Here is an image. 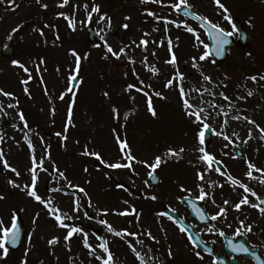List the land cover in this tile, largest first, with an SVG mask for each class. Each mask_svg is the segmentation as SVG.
Masks as SVG:
<instances>
[{
    "label": "rangeland",
    "instance_id": "rangeland-1",
    "mask_svg": "<svg viewBox=\"0 0 264 264\" xmlns=\"http://www.w3.org/2000/svg\"><path fill=\"white\" fill-rule=\"evenodd\" d=\"M227 1L226 6L233 20L243 21L252 34L248 54L237 56L236 60L232 54L228 60V63L235 65L236 62L242 67V70L232 69L230 78L234 79L227 81L219 69L210 66L211 77L216 83L213 90L224 93L225 88H232L231 93L227 94L231 98V105L229 101L222 102L221 112V107L217 110L211 107L216 100L205 104L196 96L191 98V102L212 113L208 123L217 128V133L214 146L207 147L208 152L214 154L216 159L229 158V142L238 145L248 143L251 147L249 159L254 161L264 153V132L261 131L264 129V80L259 79L264 76V0ZM61 3L62 0H34L31 3L15 0L13 5L9 0H0V89L13 94L8 97L0 93V105H3V111H0V135L3 136L0 149L4 153L0 159V195L5 197L0 200V218L10 226L15 210L26 231L22 247L17 252L9 250L8 256L0 259V264H21L25 259L27 264H101L89 255L90 250L84 246L82 233L74 234L70 241H66L64 237L68 229L58 226L45 205L9 183L10 180L21 186L31 183L29 169L34 167L33 156L38 173V194L51 200L52 205L59 207L63 213L74 217L65 222L82 227L97 254H102L99 249V234L102 233L113 253L114 264H139L130 247L137 237L115 236L107 231L106 225L99 223L107 220L116 230L126 229L128 233L138 234L143 244H135V247L148 260V264H188L183 262V253L177 254L173 250L171 235L167 230L169 227H166L168 220L158 217L157 213L163 212L165 206H176L179 203L177 196L191 194L194 190L198 192V186H202L208 196L222 195L224 191L233 189L225 185L214 168L211 172H205L206 166L199 160L202 153L197 151L200 145L196 134L201 126L193 122L194 117L185 114L178 79L173 87H165L169 78L161 74L164 71L160 66L164 65V61L157 53L155 45L158 39L152 36V28L149 27V35L143 37L149 41L146 66L141 64L144 46L140 45V36L131 39L135 44L131 45L130 50L126 48L124 30L120 32L118 44L111 40L115 26L123 28L124 24H128L132 31H137V27L142 25L140 21L144 6L140 5L139 0H69L63 7ZM45 4L47 8L42 6ZM94 4L100 6V12L91 13L89 20ZM161 4L155 13L163 17L167 8ZM189 5L201 15L224 25L223 15L214 0H189ZM60 13L66 15L61 16ZM105 14L110 21L100 19ZM70 20L75 22V31L70 27ZM155 21L150 20L149 23L155 24ZM180 21L183 20L177 17V22ZM87 22L96 28L99 43L89 42ZM158 25L160 29L157 33H160L165 24ZM181 27L178 35L183 30ZM105 41L117 52L124 48L125 53L119 58L112 56L107 52ZM184 41L189 44L188 38ZM7 45L15 49L11 57L2 55V49ZM73 49L81 57L87 58L81 60L77 75L80 79L78 89L69 92V76L75 74V57L71 54ZM179 52L182 58L178 60L175 73L178 70L183 74L182 83L186 92L191 89L192 83L203 90L206 84L199 77L202 71L193 67V57L196 55L183 48ZM250 52H253L258 64L251 63L253 58ZM197 54L195 63L199 69L207 67L210 62L207 59L200 61L203 53ZM13 60H19L29 72L13 65ZM153 69H158V73L154 74ZM252 76L257 79L253 81L250 79ZM25 80L27 84L23 83ZM222 82L229 87L222 86ZM130 84L136 87L129 89ZM138 88L150 95L158 91L166 97L152 96L157 116L153 117L148 111L147 97L142 91H137ZM249 91L252 92L251 96L248 95ZM61 95L63 99H60ZM9 104L14 107H8ZM114 107L118 109V116L113 112ZM20 112L24 113L27 128L19 119ZM235 116L240 118L233 119ZM250 121H255V124ZM25 135L31 139L32 148ZM117 137H120V141H127L132 155L136 157V161L131 162V168L112 169L94 156L85 155L86 151L98 152L108 163H127L124 159L126 152L121 151ZM181 147L185 151L179 159L166 157L167 162L156 170L155 173L161 177L160 184L157 187L149 184L148 172L151 169L138 161L152 163L155 156H163L169 148L179 150ZM43 158H46L47 171L41 168ZM3 159H7L20 172V176L5 169ZM59 172H63L67 179H62ZM198 172H204L203 181L198 178ZM70 184L78 187H71ZM118 184L124 187H117ZM181 186L190 191H181ZM81 187L87 195L79 191ZM70 190L75 194H70ZM151 195H156L158 199H150ZM74 201L79 203L78 212L74 211ZM105 209L106 215L102 212ZM132 209H135L134 213ZM87 210L91 213L90 217L84 215ZM125 210L131 214H118ZM149 230L159 243L145 234ZM53 237H59V242L50 245L49 240ZM169 247L173 253L171 257L168 256ZM150 256L153 259L149 260Z\"/></svg>",
    "mask_w": 264,
    "mask_h": 264
},
{
    "label": "flooded vegetation",
    "instance_id": "flooded-vegetation-1",
    "mask_svg": "<svg viewBox=\"0 0 264 264\" xmlns=\"http://www.w3.org/2000/svg\"><path fill=\"white\" fill-rule=\"evenodd\" d=\"M139 2L140 5L144 6L141 12L142 20L140 21L142 22V25H139V27H137V31L135 32L132 31V27L129 26L127 29H121V31L124 30L126 32V48L127 50H130L131 45L135 44L134 42H131V39L135 36H140L141 39H145L143 37L147 36H145L144 34L147 33V29L151 27L152 29L150 32L153 33L152 36L158 39V43L155 45L157 47V53L159 57H161V60L164 61V65L160 66L161 70L164 71V73L162 72L161 74H163L164 78L168 77L170 80L173 76L176 75L175 71L178 67V60L180 58L179 49L183 48L184 50H188L194 54H197L198 52L203 53L207 51L208 48L205 49L203 45L200 44V40H203L204 43L210 45L209 37L207 36L208 34L203 31L199 25L190 22L187 17L180 14V12L174 11V9L171 8L170 4L177 2V0H163V4L161 5L165 6V8L167 9L165 15L161 18H167L168 20L177 21V17H179L183 21H187L188 25L194 26L196 28L197 32L199 33V39H197V36L193 33L186 34L185 32H181V35H178L179 28L173 24H168L167 28H165V26L163 25L161 32L157 33L159 32V30L155 29H160V26L158 24H165L164 19L157 20L153 16H149L147 12L158 11L160 3H142L141 0H139ZM222 2L225 5H228L227 0H222ZM148 7H152V9ZM190 9L191 11L193 10L192 7ZM173 12L175 15L173 14ZM222 19L224 20V25H222V27H224L228 31H232L231 25L228 23V21L224 18ZM150 20H156V23L150 24ZM233 21L237 25V28L241 27V29H238V32L234 36H232V43L230 44L231 47H229V45H225V51L227 50V48H230L227 51V57L220 63L213 62L214 60L208 58V60L211 61L210 64H208V66L204 67L203 69H199V71H202L201 73H203L204 75L211 76L210 66H212L219 69L222 72L221 74L227 78V81H231V79H234V77L230 78L232 69L242 70V67L236 62L234 65L228 63V60L231 59L232 54H234L233 57H235V60L237 56L241 57V55L248 54L249 46H247L246 48H243L241 46L242 44H244V41L241 40L240 31H245L246 34H248V42L250 41V43V38H252V34L251 30H249L247 25L240 26L241 20ZM154 33L157 34L154 35ZM169 38L172 41L171 51L169 50L168 45ZM185 38H188L189 44L185 43ZM119 41L120 35L118 42ZM161 41H163L162 44ZM173 53L176 56V63H166L171 59ZM147 54V48L143 47V60L141 63L142 66H146L149 61V59L147 58ZM249 54L250 56L252 55L253 58V52H250ZM256 61L258 62V60H256L255 58L251 59V63L253 62L254 64H258ZM262 65H264L263 62ZM201 73L199 74V77L201 78V81L206 84L203 89L208 88L212 92L217 93V95L213 96L208 93H204L203 90H201L200 93H197L193 90L196 88L194 83L191 84V89L187 92H190L191 98H195L197 96L205 104H210L211 102H213V100H216L217 107L214 110H217L221 107V103L225 100H223V98L218 95L219 92H215L213 90V88L216 87L214 79H212L211 82L205 81ZM195 82L198 83L197 80ZM220 84L222 86L229 87L228 84H225L224 82ZM231 89L232 88H225L224 93L226 95L228 93H231ZM228 121L229 120H227V122ZM211 128L214 131L213 139H215L217 128L212 125ZM203 146H205V149L208 151L207 147L214 146V143H205ZM228 147L230 148L229 158H219L220 163L224 168L223 171L225 172V174H221L222 172H217L216 170L215 171L218 177L225 183V185H228V187L232 188L233 190H226L222 193V195L206 196L204 200L197 199L200 194V190L198 192L194 190L191 194L185 196H177L176 201L179 203L176 206L171 207L172 210L178 215V217L182 221H184L192 237L194 239L196 237H200L204 242L200 243L199 241H197V244L195 245V251H200L201 255L203 256V259H200L195 255V251L193 250L194 246L189 241L188 235L181 232L177 224L173 221L167 223L166 227H169L167 228V230L169 231V235H171L172 245L174 247L173 250L177 251V254L183 253V262L186 261L188 264H214V262L215 264H264V213H262L259 208L250 206V204H241L239 210L234 207L237 203L241 201L242 197H244L245 195L248 196V199L251 204H259L260 207H264V205L262 204L261 200H257V198L252 196L250 193H245L243 188L239 187L238 185H233L229 180V176L233 178H238L249 188L254 190L257 195L261 197V199H264V182H262L264 181V171L257 172L253 170L254 178H249L246 176V173L249 171V163L254 164L258 169L264 170V153L259 154L256 159L252 161L249 159L251 147L248 143L240 145L229 143ZM238 148L241 150V152H238V150H236ZM195 193H197V195ZM186 197L199 201L200 205L203 208L204 214L206 217H208V219L202 220L199 214H196V210H193L196 207L190 208L189 206H187L183 202V199ZM224 201H228V203L225 204ZM221 208L226 210V215L221 216L218 220H212L210 218L211 215L218 213ZM241 221L244 222L243 225H241ZM229 225H231V227H229ZM249 225H251L252 227V230L250 232L247 231V227ZM209 227H212L214 231L208 232L207 229ZM237 230L240 233L247 234L238 236L235 234ZM221 231L224 232L223 236L219 234ZM230 241L234 244L242 243L245 247L249 249V251L239 253L233 252L232 249L229 247ZM205 247H208L212 250L211 254L203 251ZM257 257H259V259H257Z\"/></svg>",
    "mask_w": 264,
    "mask_h": 264
},
{
    "label": "snow or ice",
    "instance_id": "snow-or-ice-1",
    "mask_svg": "<svg viewBox=\"0 0 264 264\" xmlns=\"http://www.w3.org/2000/svg\"><path fill=\"white\" fill-rule=\"evenodd\" d=\"M142 3H163V0H141ZM10 4L15 5V0H9ZM69 3V0H62L61 3V7L67 5ZM214 3L218 6V8L221 10V13L223 15V18L225 20L228 21V23L231 25L232 31H228L226 30L224 27H222L221 25L215 23L214 21H212L211 19H209L207 16L204 15H200V14H196L190 11L191 5L188 4V0H177V2L171 3L170 6L172 9H174L177 12H180L182 9H189L188 11H184V15L185 16H192L195 18V20L197 21H202L203 23L200 24L201 28H207V34L208 36L213 39L215 41V55L216 56H223L224 55V48L225 45H229L231 43V40L229 39L230 37L234 36L237 32H238V28L237 25L234 23L233 21V17L230 13V9L222 2V0H214ZM43 7L47 8V5H42ZM85 9L87 10V5H85ZM100 12V6L98 4H94L91 8V12L89 13L88 19L91 20V13H99ZM147 14L149 16H153L154 18H156L157 20L160 19H164V23H165V28H167L168 24H173L176 27H181V25L184 26L185 30L188 31L189 33H193L197 36V39H199V33L197 32V30L195 28H193L192 26L188 25L187 21H180L177 22L176 20H168L167 18H161L160 16L157 15V13L152 12V11H148ZM61 16H65L66 14L64 13H60ZM67 18V17H66ZM105 18H107L110 21V17H106V14L101 16L100 19L104 20ZM125 19H130V17H125ZM70 27H72V29L75 31L76 30V25L75 22L73 20H70ZM123 27L125 29L128 28V24H124ZM18 29H14V31H17ZM155 30H159V29H155ZM44 33L41 31V35H43ZM145 36H148V33L144 34ZM59 38V37H57ZM9 39H11V36H9ZM101 39L103 40L104 37L101 36ZM178 39V38H177ZM149 41L147 39H142L140 41V45H143L145 48L147 47ZM163 43V41H161V44ZM200 44L203 45V47L205 49H207L209 47L208 44L204 43L203 40H200ZM168 45H169V50L171 51L172 49V41L169 38L168 39ZM105 46L107 48V52L110 53L112 56L119 58V56L121 54L125 53L124 48H121L119 52L115 51L110 45L107 44V42L105 41ZM71 54L75 57V69H74V73L75 74H70L69 76V80L70 81H75L77 79V75L79 73V69H80V64H81V60L82 59H86L87 57H81V55L77 52V50L73 49L71 50ZM212 53L209 51H205L202 55H200L199 60L200 61H204L206 60L209 56H211ZM196 58L193 57V67L197 68L199 70V65L197 63H195ZM215 62V61H213ZM41 63H43V61H41ZM134 63V61H133ZM166 63L169 64H175L176 63V56L173 53L172 57L169 61H167ZM13 65H18L20 68H22L25 72H29V69L27 67H25V65L23 63H21L19 60H13L12 61ZM158 69H153L154 74L158 73ZM201 75L203 76V79L205 81L211 82L212 81V77L208 76V75H204L203 73H201ZM178 81L180 82L178 84L179 87V92H180V97H181V101L185 110V114L192 118L194 117L193 122L196 124H199L201 127L200 129H198L197 134H196V138L198 140V144L200 145L197 148V151L202 153V155L199 156V160L201 162H203L205 164V172H211L214 168V165L217 164V160L216 157L214 156V154H211L210 152H208L203 145L205 144V135H206V131L209 130L211 128V125L208 123L209 119L212 117V113L211 112H207L205 111V109L199 105L193 104L191 102V96H190V92H186L182 81L184 80V76L182 73H179L177 70V74L175 76L172 77V79L168 80L165 87H173L174 81ZM250 79H252L253 81H255L257 79L256 76H252L250 77ZM259 79L264 80V76L259 77ZM23 83L27 84V80L23 81ZM141 83H143V81H141ZM136 87L135 85H128L129 89H132ZM151 86L149 85V88ZM194 91H196L197 93L201 92L200 88H195L193 89ZM25 91H27V88L25 89ZM69 91H71V88L69 89ZM137 91H142L144 93V95L147 97V108L148 111L151 113V115L153 117L157 116V111L156 108L153 105V99L152 96H156V97H160L161 99H166V97H163L162 93L158 92V91H153V93L150 95L147 91H144L143 89H137ZM204 93H208L210 95H217V93L212 92L210 89L208 88H204L203 89ZM0 93H2L4 96H8L11 97L13 94L9 93V92H5L3 89H0ZM106 96L108 95V93H104ZM220 97L223 98V100L225 101H229L230 105H231V98L228 97L226 94L224 93H219L218 94ZM249 96L252 95V92L249 91L248 93ZM64 96L61 95L60 99H63ZM240 99H243V97H240ZM18 103V102H17ZM8 107H14V105L9 104ZM211 107L216 108L217 105L215 104V102H213V104L211 105ZM0 111H3V105H0ZM220 111L223 112V108H220ZM113 112L117 114V116L119 115L118 113V109H116L115 107L113 108ZM19 119L20 121L23 122V126L24 128L28 127L27 121L25 119L24 113L20 112L19 114ZM225 115H227V113H225ZM69 117H71V109H69ZM127 117H125L126 119ZM233 119H239V116H235L232 117ZM244 119H248L247 117H245ZM71 121L69 120V123ZM227 121H225L226 123ZM250 123L255 124V121H250ZM257 127H259V125H257ZM262 132H264V129H261ZM221 135L223 133H220ZM59 135V133L57 134ZM25 139L29 145L30 148L33 147L32 145V141L29 137H27V135H25ZM65 139H67V137H65ZM225 139H228V137L225 136ZM117 140L120 141V137H117ZM3 141V136L0 135V142ZM120 147H121V151L122 152H126V155L124 157V159L126 161H128L127 163H120V162H116V163H108L107 161H105L103 159V157L101 156L100 153L98 152H85V155H91L94 156L98 161H100L103 164H106L107 167L112 168V169H119V168H131L132 161H136V157L132 155L131 150L128 146L127 141H120ZM185 151V149L183 147L179 148V150L173 149V148H169L167 150L166 153L163 154V156L161 155H157L154 157V161L152 163H149L148 161H138L139 163H142L145 165V167L151 169L148 172V176L152 177L153 179H155L154 173L156 172V170L161 166L162 163H166V157H176L177 159L180 158V154L183 153ZM4 156L3 150L0 149V159H2ZM42 159V158H41ZM33 165L34 167H32L31 169H29L30 173H31V183L30 184H24L23 186H21L20 184H17L16 181L10 180L9 183L11 185H13L16 188H21L22 191H26L27 195L29 197L34 198L36 201H38L39 203L45 205V207L48 209V212L50 215L54 216V218L56 219V221L58 222V226L68 229L67 234L65 235L64 239L66 241H70L71 238L73 237L74 234L77 233H82L83 234V243L84 246L87 247L90 251H89V255L94 256L97 260H99L101 262V264H114V257H113V253L111 252L107 240L105 239L103 243L99 244V249L102 250V254H97V250L96 248H94L88 241V233L84 231V229L82 227L76 226V225H72V224H68L65 221L66 220H71L74 217L68 216L66 213H63L62 210L59 207L53 206L52 205V201L51 200H47L45 198H43L41 195L38 194V189H37V181H38V173H37V167L36 165V159L33 156ZM3 166L5 169H10L13 173H15L16 176H20V172L15 168L12 167L7 159H3ZM249 167V171L246 173V176L249 178H254L253 177V170L257 171V172H261L264 170L258 169L256 168V166L252 163L248 164ZM215 170L217 172H221L220 168H215ZM44 171H47V169H44ZM85 171H87V169H85ZM223 174V173H221ZM59 176L62 179H67V177L64 175L63 172H59ZM198 178L203 181L205 179V174L204 172H198ZM229 180L233 185H238L239 187L243 188L245 193H250L252 196L256 197L257 200H261V197H259L257 195V193L252 190L251 188H249L246 184H244L241 180H239L238 178H233L231 176H229ZM264 182V181H262ZM145 183L147 184L148 182L145 181ZM71 187H78L76 185H71ZM221 187L223 185H220ZM117 187L123 188L124 185L122 184H118ZM200 187V194L197 197V199L200 200H204L206 196H208V193L205 192L203 190L202 186H198ZM55 191H60L61 189H54ZM79 191L81 193H84L85 195H87V193L85 192L84 188H79ZM181 191L187 192L190 191L188 189H184L183 186H181ZM152 200H157L158 197L156 195H151L149 197ZM5 199V197L3 195H0V200ZM125 203H127V201H125ZM225 204L228 203V201H224ZM241 204H250V206L252 207H256L259 208V210L264 213V207H260L259 204H251V202L248 199V196L245 195L244 197H242L241 201L239 203H237L234 207L239 210L241 207ZM80 210L79 207V203L74 201V211L78 212ZM103 214H107V210H102ZM131 212H135V209H132ZM196 212L199 214L200 218L202 220H206L208 219V217H206L204 215V211L200 208L196 209ZM119 215H127V214H131L128 210H125L124 212H120L118 213ZM84 215L87 217L88 214L87 212L84 213ZM226 215V210L221 208L220 211L214 215H211V219L212 220H218L221 216H225ZM158 217H167L169 220H172L174 223L177 224L179 230L183 233H185L186 235H188L189 241L193 244L194 246V251H195V245L197 244V241H199L200 243H204L203 240L200 237H196L195 239L192 237V235L189 233L188 228L184 227L183 224H181L178 220H175L171 215L168 214V212H160L157 213ZM137 221H139V215H137ZM35 222V221H34ZM99 223L106 225L107 231L113 233L115 236L121 237L123 235H128V236H132V237H137L136 240L134 241V243H130V247L131 250L133 251V253L136 255L137 259L139 260V264H148V260H145L144 255H142L140 253V251L137 250V248L135 247V244H143V241L139 240L138 238V234L137 233H128L127 230H116L113 228V226L108 223L107 220H101L99 221ZM241 225H243V221L240 222ZM229 227H231V225H229ZM252 230L251 225H249L247 227V231L250 232ZM208 232H213L214 229L212 227H209L207 229ZM150 239H152L153 241L159 243V241L157 240V238L155 236L152 235L151 231H147L145 233ZM221 236L224 235V232L221 231L219 233ZM236 235H246L247 233H240L238 230L235 233ZM20 236H21V226L18 222V216L16 214V211L13 210L12 216H11V223L10 226L5 225V222L3 220V218H0V259L6 258L9 254V246H15L19 240H20ZM59 242V237H53V239L49 240V244H56ZM229 247L232 249L233 252H248L249 249L247 247H245L242 243L241 244H234L231 241L229 242ZM149 252H151V248H149L148 250ZM203 251L208 252L209 254H211V249L208 247H205L203 249ZM27 255V253H25V256ZM173 255L171 247H169V251H168V256L171 257ZM195 255L200 258L203 259V256L201 255L200 251H195ZM149 260L153 259V257H149ZM158 259V257L156 258ZM257 259H259V257H257ZM21 264H27L26 259L22 260ZM161 264H163V262H161ZM215 264V262H214Z\"/></svg>",
    "mask_w": 264,
    "mask_h": 264
},
{
    "label": "water",
    "instance_id": "water-1",
    "mask_svg": "<svg viewBox=\"0 0 264 264\" xmlns=\"http://www.w3.org/2000/svg\"><path fill=\"white\" fill-rule=\"evenodd\" d=\"M89 33H90V39L93 40V39H94V34H93V32H91L90 29H89ZM2 54H3L4 56L11 57V56H13V54H14V50H13L12 47L8 46V47H5V48L3 49ZM212 54H213V53H212ZM213 55L215 56V54H213ZM76 86H77V79H76L75 81H72V82H71V90H73ZM206 137H207V139H210V134H208V136H206ZM44 164H45V162H44ZM154 176H155V179H153L152 177H150V180L152 181V183H153L154 185H156V184L159 182V177H158V175H154ZM167 212L170 213L169 211H167ZM18 222H19V224H20V226H21V236H20V240H19V242H18L15 246H11V245L9 246V248H10L11 250H13V251H17V250L20 249V247L22 246V243H23V241H24V237H25L24 223H23V221L21 220L20 216H18Z\"/></svg>",
    "mask_w": 264,
    "mask_h": 264
}]
</instances>
